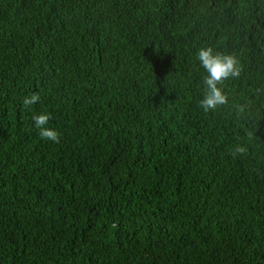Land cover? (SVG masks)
<instances>
[{"label": "trees", "instance_id": "trees-1", "mask_svg": "<svg viewBox=\"0 0 264 264\" xmlns=\"http://www.w3.org/2000/svg\"><path fill=\"white\" fill-rule=\"evenodd\" d=\"M0 264H264V0H0Z\"/></svg>", "mask_w": 264, "mask_h": 264}, {"label": "clouds", "instance_id": "clouds-1", "mask_svg": "<svg viewBox=\"0 0 264 264\" xmlns=\"http://www.w3.org/2000/svg\"><path fill=\"white\" fill-rule=\"evenodd\" d=\"M197 60L200 66L204 69L207 75L203 78L204 95L199 101V106L205 111H213L219 106L228 103V97L220 87L223 82L229 78H238L241 72L238 59L231 54H222L214 52L211 47H202L198 49ZM41 97L38 93H33L31 96H24L22 104L24 107H29L40 101ZM245 105H236L238 113L245 111ZM50 114L40 113L32 117L35 127L38 129V134L42 139L52 142H59V133L57 130L48 127ZM247 153V147L243 143H238L230 150L232 157H239Z\"/></svg>", "mask_w": 264, "mask_h": 264}]
</instances>
